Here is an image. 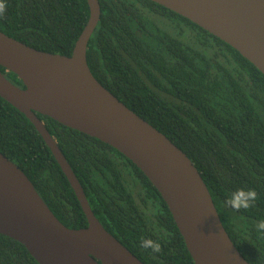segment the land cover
Here are the masks:
<instances>
[{"label":"trees","instance_id":"obj_1","mask_svg":"<svg viewBox=\"0 0 264 264\" xmlns=\"http://www.w3.org/2000/svg\"><path fill=\"white\" fill-rule=\"evenodd\" d=\"M86 47L92 76L166 136L200 174L231 242L264 264V76L236 50L150 0H97ZM0 32L36 50L70 56L88 20L85 0H0ZM0 72L4 69L0 67ZM5 78L22 87L12 73ZM55 140L102 227L143 264H193L166 204L143 173L111 146L35 114ZM0 153L14 163L56 219L86 218L65 176L29 120L0 98ZM254 189L248 209L225 206ZM158 240L160 253L141 247ZM0 264H37L0 235Z\"/></svg>","mask_w":264,"mask_h":264},{"label":"water","instance_id":"obj_2","mask_svg":"<svg viewBox=\"0 0 264 264\" xmlns=\"http://www.w3.org/2000/svg\"><path fill=\"white\" fill-rule=\"evenodd\" d=\"M88 20L70 56L47 53L0 32V98L22 113L51 152L80 205L86 226L60 223L23 172L0 153V235L37 264H143L95 218L71 167L36 113L95 138L130 160L167 206L193 264H250L235 248L188 157L90 73L86 47L99 19ZM236 50L264 76V0H150Z\"/></svg>","mask_w":264,"mask_h":264},{"label":"clouds","instance_id":"obj_3","mask_svg":"<svg viewBox=\"0 0 264 264\" xmlns=\"http://www.w3.org/2000/svg\"><path fill=\"white\" fill-rule=\"evenodd\" d=\"M5 4L0 3V16L4 14ZM258 199V194L254 189H237L225 201V206L230 207L235 211L250 208L253 203ZM257 231L264 230V219L258 220L255 224ZM142 248L151 250L152 253H160L162 245L158 240L151 238H143L140 241Z\"/></svg>","mask_w":264,"mask_h":264}]
</instances>
